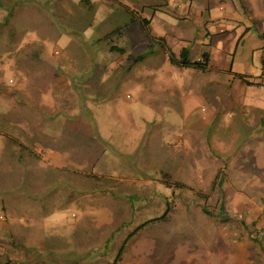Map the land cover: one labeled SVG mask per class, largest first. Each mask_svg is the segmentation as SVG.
Here are the masks:
<instances>
[{"label":"rangeland","instance_id":"rangeland-1","mask_svg":"<svg viewBox=\"0 0 264 264\" xmlns=\"http://www.w3.org/2000/svg\"><path fill=\"white\" fill-rule=\"evenodd\" d=\"M91 1L0 0V264H114L131 234L118 264H264V215L212 187L264 111V0Z\"/></svg>","mask_w":264,"mask_h":264},{"label":"crops","instance_id":"crops-1","mask_svg":"<svg viewBox=\"0 0 264 264\" xmlns=\"http://www.w3.org/2000/svg\"><path fill=\"white\" fill-rule=\"evenodd\" d=\"M56 76V74H55ZM57 80L58 78H53ZM59 80V79H58ZM66 84V83H65ZM262 109V107H261ZM249 116L246 118L251 122L254 126V130H252L251 135L245 138L243 142V149L236 153V156H232V160L236 159L235 161H239L242 159L239 169L233 175L232 171L229 172L231 168L228 164L224 165L228 168H223V172L225 173L224 177L215 175L212 179V187L216 188L218 185V180L220 181L218 187H220V192L222 197H230L232 196L235 208L234 213L239 215H246L248 219L251 221H257L260 218V215H264V111H244ZM259 112V113H258ZM252 113V114H251ZM40 117V116H39ZM41 118V117H40ZM255 120V121H252ZM26 122V121H25ZM27 123V122H26ZM29 126V124H26ZM32 130V128H31ZM45 130V129H44ZM239 140V137H238ZM237 140L231 139L229 142L225 143V150L232 151L233 147H235V143ZM227 145V146H226ZM42 147H39V149ZM50 151L48 156L51 157L54 161H58L59 163L66 161V157L61 150L49 148ZM120 151V150H118ZM252 151L251 155L249 156L250 152ZM253 166L255 168V172L251 173L250 175L245 173V167ZM260 193L262 195L260 196ZM256 200V205L252 206V201ZM249 201V207L245 204ZM261 204V205H259ZM225 219L226 222V218ZM248 219L243 220L242 222L248 223ZM246 223V224H247ZM256 232L263 236L262 231L264 232V217L260 219V221L255 225ZM245 230V227H244ZM264 237V236H263ZM261 240V238H260ZM259 239L255 238L251 242L246 243V247L248 245L253 244L255 241L257 245L263 246L264 241H260ZM228 255L232 253L226 252ZM209 255H214L215 258L217 257V261L220 263H224L225 258L221 262V257H225V249H217L215 252L213 250L209 251ZM199 264H215L213 261H208Z\"/></svg>","mask_w":264,"mask_h":264},{"label":"trees","instance_id":"trees-1","mask_svg":"<svg viewBox=\"0 0 264 264\" xmlns=\"http://www.w3.org/2000/svg\"><path fill=\"white\" fill-rule=\"evenodd\" d=\"M82 1L85 2L86 5L92 6V1L91 0H82ZM142 20H143L145 25L149 24V20L148 19L143 18ZM117 31H120V30H117ZM110 35H112V32L110 34H108V36H110ZM113 49H119V50L124 51L123 48H118V47H115V46L113 47ZM170 59H171V61L173 63L178 64V65L183 66V67H193L195 69H200V70H204V71H206V70L211 68L210 67L211 58H210L208 53H204L203 54V59L193 60L190 57V50H189L188 47H183L182 50L180 51L179 56L175 52L170 51ZM232 73H235V72H232ZM235 77H238L240 79L246 80L247 83H251V84L254 83V82H252L250 80H247V76L243 75V74L235 73ZM132 237H133V234H131L128 237L126 243L123 245L120 253L118 254L117 260H116V262L114 264H118V262H120L123 259V255H124V253L126 251V247H127L128 243H129V240Z\"/></svg>","mask_w":264,"mask_h":264}]
</instances>
